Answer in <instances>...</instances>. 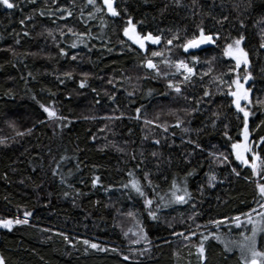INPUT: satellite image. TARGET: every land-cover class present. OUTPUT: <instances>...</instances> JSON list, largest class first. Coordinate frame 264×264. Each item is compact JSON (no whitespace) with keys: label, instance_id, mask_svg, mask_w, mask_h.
Masks as SVG:
<instances>
[{"label":"trees","instance_id":"16d2710c","mask_svg":"<svg viewBox=\"0 0 264 264\" xmlns=\"http://www.w3.org/2000/svg\"><path fill=\"white\" fill-rule=\"evenodd\" d=\"M9 2L0 4V220L27 223L0 227L4 264H205L197 233L264 204V173L254 176L231 150L243 141L244 120L228 95L233 79L251 75L248 141L264 159V0H113L118 16L103 0ZM129 18L162 42L141 50L124 36ZM201 27L219 38L185 53L180 45ZM240 36L247 72L223 55ZM147 58L160 75L142 66ZM179 60L195 69L188 81L173 68ZM173 182L187 185L188 199L158 205ZM220 230V239L231 237ZM220 239L204 242L206 264H243Z\"/></svg>","mask_w":264,"mask_h":264},{"label":"snow or ice","instance_id":"6c2138e0","mask_svg":"<svg viewBox=\"0 0 264 264\" xmlns=\"http://www.w3.org/2000/svg\"><path fill=\"white\" fill-rule=\"evenodd\" d=\"M89 3H94L95 0H88ZM177 2H179V0H177ZM0 4L6 6L7 8L11 9L14 7L13 3H10L9 0H0ZM103 4L106 6L108 12L112 15V16H118L119 13L116 10V8L114 7L113 4V0H103ZM99 10V9H98ZM25 19H28V17H26ZM24 21H21V24H23ZM128 26L124 28L123 33L125 36H127L134 44L138 45L139 48L141 50H145L146 49V43L150 42L153 45H158L162 42L163 37L161 35H154L153 33L149 32L146 35H141L140 33H138L136 31V25L133 24L131 18H129V20L127 21ZM71 31V30H69ZM24 35H28L27 32L24 33ZM49 35H51V33H49ZM219 37H214L211 34H206L205 30L201 27L199 28V34L198 35H194L191 39H188L185 43H183L182 45H180V47H182L184 49L185 52H188L190 49H196L199 48L201 45L204 44H211V43H215L216 39H218ZM179 39L178 36L174 35L171 39L167 40V44L170 46L173 44V40ZM244 40L243 36H240L238 39H235L232 43H229L226 45V47L224 48V52L223 55L225 57H230L232 60L235 61V68L239 69L242 65L245 69V71L247 72L248 70V66H249V59H248V53L244 50L243 47H241V43ZM19 41H17L18 43ZM76 45L73 44L72 47H75ZM261 47H264V43L261 44ZM170 51V49H169ZM61 55H65L66 53L64 52L63 49H61ZM151 57L152 58H160V62L163 63L164 65H168L171 66V61L169 59L164 58V53L160 52V51H153L151 53ZM152 58H147L146 60L143 61L142 66L150 69V70H154L156 71L157 75H160V69L157 63H154ZM73 60L76 59L75 56L72 57ZM193 60L195 62L197 61L196 57H193ZM175 67L177 69V71H180L181 69L184 72V80L188 81L191 79V77L193 75H195L194 73V69L193 67H190L187 63H185L184 61H177L175 63ZM211 68L209 69L208 72L204 73V75H209L211 73ZM66 78L71 79L72 78V73L71 72H67L63 74ZM85 77H87V74H83ZM165 76H167V73H164ZM251 79V75L247 74L243 77V80L245 82L249 81ZM61 83H63L64 81L61 80ZM111 83V81H109ZM222 83L224 81H221ZM231 85L235 86V91L231 90V86L229 88V92L228 95H230L233 100L232 103L235 105V108L237 110L238 113H242L243 114V120H244V130H243V141L240 143H233L231 145L233 153L236 156V159L241 161V163L249 165V160L245 157V154L250 152L252 150V146H250L247 141L249 139V131H248V118L251 115V113L246 109V107H243L241 105V102H246V103H251L250 98H249V89L245 87L244 83H241L239 78L233 79L231 81ZM81 88L85 87V81L81 80L80 81V85ZM168 87L172 88L176 93H180L181 92V88L179 85L177 84H173L171 80H169L168 82ZM209 92L205 91L204 92V96H208ZM40 107L43 109V111L47 114L49 119L55 120V119H61V117L58 116L57 111L54 107L51 106H45L43 104L40 105ZM140 112V109H137V113ZM146 123H152V121H145ZM10 126L14 127V124H10ZM177 127H179V122L176 125ZM28 132L31 131V129L27 130ZM19 136H23L25 133L24 132H17L16 133ZM261 141H264V137L260 138ZM3 140H0V143H3ZM252 169V173L253 175H257L258 172L259 173H264V159H261L260 156L253 154L251 157V163L249 165ZM147 178V174L146 177ZM99 178H94L92 183L93 186H95L97 184ZM211 179H215V177H211ZM131 186L133 189H135L136 192H138L141 196L144 195L143 191L141 190V187L139 185V183L135 180L131 181ZM172 193H171V199L165 201V197H160V201L162 202L164 207H167L168 205H170L171 203H184L186 197L189 195L187 193L186 189H183V195H179L177 194L178 190L177 189V185L175 182H173L172 185ZM257 189L259 191V194L264 197V184L258 183L257 184ZM146 205H150L152 203L151 200H146L145 201ZM262 207H264V205H262ZM159 210V206L158 209ZM254 211V210H253ZM25 217L29 216L30 213L25 212ZM129 216L132 215L131 212L128 213ZM149 216L152 219H156V212L153 211H149ZM236 222V225L239 227L240 226V220L239 217L233 218ZM249 223H252L251 218H249ZM13 223H27V220H0V226L6 227V228H10L11 225ZM212 223H215L217 225V227H219V225L221 223H223L222 221H213ZM199 227V226H197ZM257 228L255 227V225L253 226V235L251 238H246V239H250L251 240V247L248 248V251H250L251 253V260H245L244 264H264V252H259L255 250V234L257 232ZM259 230L264 231V227H261ZM143 231V229H141V232ZM125 235H127V233H125ZM174 235H181L183 236V233H179L176 234L174 233ZM191 235H195V233H192ZM143 239H146L145 237H142ZM186 240L189 238L188 236L184 237ZM65 239H67V237H65ZM208 239L207 235H202V239L200 241V245L197 248V252L199 254V257L201 259V261H204L206 264V259H205V247H204V242ZM217 239H219V237H217ZM84 243L87 245L89 244V241L85 240ZM91 248L96 249L98 248V245L93 243L90 245ZM247 247L246 245H241V248H245ZM100 251H104L105 249L100 248ZM113 251H115V249H113ZM259 258V259H257ZM125 259H127V257H125ZM0 264H4V260L3 258H0Z\"/></svg>","mask_w":264,"mask_h":264},{"label":"rangeland","instance_id":"374dc122","mask_svg":"<svg viewBox=\"0 0 264 264\" xmlns=\"http://www.w3.org/2000/svg\"><path fill=\"white\" fill-rule=\"evenodd\" d=\"M125 37L127 39H129L127 36H125ZM241 47H242V43H241ZM236 78H239V77H236ZM240 81H241V83H244L246 88L249 89V87H248V83L249 82L248 81L245 82L243 80V78H241ZM249 90H250L249 91V98H250L251 97V89H249ZM233 91H235V86L234 85H233ZM232 100H233V98L231 97V101ZM232 105H234V104L232 103ZM241 105L243 107H246V109H247L249 103H246V102L242 101ZM220 150L221 149H219V151ZM231 150H232V147H231ZM221 151H224V150H221ZM232 152H233V150H232ZM220 157L226 160V157H224V156H220ZM246 168H248V167H246ZM176 185H177V189L180 190V191H178L177 194L183 195V189H186L187 193L189 192V189H188L186 184L177 183ZM172 191H173V189H170L169 194L165 197V201L170 200L172 198L171 197ZM186 198L188 199V196ZM176 204H180V203H171L170 205H176ZM158 205H162L163 206L161 201H159ZM233 218H236V217H233ZM233 218L232 219L229 218V220L228 219H223L222 220L223 223H221L219 225V227H217V225L215 224V226H213L212 228L201 230L199 233H197V232H191V233L199 234V241H201L202 235H207L208 237L213 235L215 237H219V239H220V235L223 234V231L220 230V229L222 227H227L228 229H230V231L232 230L234 233L230 232L229 230L228 231L226 230V232L231 237H222L220 239V241L222 242V244H223V246H224V248L226 250H228V251H234V250L237 251V253L240 256V259L242 260V263L244 264L245 260H251V253H250V251H248V248L251 247V243L252 242H251L250 239H246V238H251L252 237V235H253V226L254 225L258 229L256 234H255V250L259 251V252H264V245L261 244L262 237L264 238V231L259 230L261 227H264V207L261 206V208L258 209V210H254V211L252 210V211L240 216L239 217V220H240V226L239 227L236 225V222H235V220ZM249 218H251L252 223L248 222ZM14 224H16V223H13L11 225V227ZM0 227L2 229H7V230L11 228V227L10 228H6V227H3V226H0ZM131 245H133V244H131ZM241 245H246L247 247L242 249ZM194 247H196V245H194ZM257 259H259V258H257Z\"/></svg>","mask_w":264,"mask_h":264},{"label":"water","instance_id":"95a60500","mask_svg":"<svg viewBox=\"0 0 264 264\" xmlns=\"http://www.w3.org/2000/svg\"><path fill=\"white\" fill-rule=\"evenodd\" d=\"M213 45V43H211V44H204V45H201L199 48H196V49H190L188 52H186V53H189V52H191V51H196V50H199V49H202V48H205V47H211ZM185 52V51H184ZM180 61H184L185 63H187L186 62V60H180ZM176 63V62H175ZM175 63H174V65H173V68L174 69H176V67H175ZM188 64V63H187ZM189 65V64H188ZM194 69V68H193ZM181 72H183V70L181 69L180 70ZM184 73V72H183ZM194 73H195V69H194ZM171 91H173V92H175L172 88H171ZM176 93V92H175ZM245 157L247 158V156H246V154H245ZM252 157V156H251ZM251 160H249V165H250V162ZM243 164V163H242ZM245 167H248V168H250L251 169V167L249 166V165H246V164H243Z\"/></svg>","mask_w":264,"mask_h":264},{"label":"flooded vegetation","instance_id":"af4514ba","mask_svg":"<svg viewBox=\"0 0 264 264\" xmlns=\"http://www.w3.org/2000/svg\"><path fill=\"white\" fill-rule=\"evenodd\" d=\"M108 12V11H107ZM234 106V105H233ZM235 143H240V142H235ZM247 143L250 145V146H252V144L249 142V141H247ZM252 150H253V147H252ZM252 150L250 151V152H248V153H246V156H247V159H249L250 157H251V155H252Z\"/></svg>","mask_w":264,"mask_h":264},{"label":"bare ground","instance_id":"6f19581e","mask_svg":"<svg viewBox=\"0 0 264 264\" xmlns=\"http://www.w3.org/2000/svg\"><path fill=\"white\" fill-rule=\"evenodd\" d=\"M214 44V43H213ZM213 46V45H212ZM206 48V47H205ZM202 49H204V48H202ZM184 50V49H183ZM200 50V49H199ZM191 52H193V51H191ZM186 53V52H185ZM190 53V52H189ZM188 54V53H187ZM180 61V60H179Z\"/></svg>","mask_w":264,"mask_h":264}]
</instances>
